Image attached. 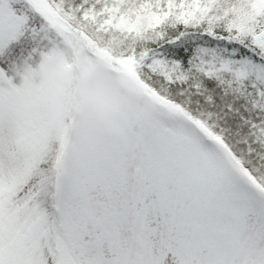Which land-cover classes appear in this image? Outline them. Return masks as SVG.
Here are the masks:
<instances>
[{
	"label": "snow or ice",
	"instance_id": "snow-or-ice-1",
	"mask_svg": "<svg viewBox=\"0 0 264 264\" xmlns=\"http://www.w3.org/2000/svg\"><path fill=\"white\" fill-rule=\"evenodd\" d=\"M0 264H264V0H0Z\"/></svg>",
	"mask_w": 264,
	"mask_h": 264
}]
</instances>
